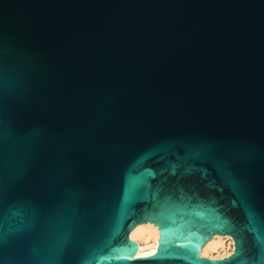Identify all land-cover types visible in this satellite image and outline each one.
<instances>
[{
	"label": "water",
	"instance_id": "water-1",
	"mask_svg": "<svg viewBox=\"0 0 264 264\" xmlns=\"http://www.w3.org/2000/svg\"><path fill=\"white\" fill-rule=\"evenodd\" d=\"M0 264H264V0H0Z\"/></svg>",
	"mask_w": 264,
	"mask_h": 264
},
{
	"label": "bare ground",
	"instance_id": "bare-ground-1",
	"mask_svg": "<svg viewBox=\"0 0 264 264\" xmlns=\"http://www.w3.org/2000/svg\"><path fill=\"white\" fill-rule=\"evenodd\" d=\"M129 239L137 244V250L134 254L135 257L150 256L155 253L156 245L159 239V233L156 226L151 223H145L137 225L129 233ZM230 240V250L225 252V256H229L230 252L233 251V241L229 236L215 235L208 240L200 249L199 254L201 257L208 256L209 254L219 253L224 248L223 240ZM232 253V252H231ZM208 258V257H206ZM211 259V258H208ZM222 259V258H220ZM217 260V259H211Z\"/></svg>",
	"mask_w": 264,
	"mask_h": 264
},
{
	"label": "rangeland",
	"instance_id": "rangeland-1",
	"mask_svg": "<svg viewBox=\"0 0 264 264\" xmlns=\"http://www.w3.org/2000/svg\"><path fill=\"white\" fill-rule=\"evenodd\" d=\"M223 246H224V248L221 250V252H219V253H213V254L211 253V254H209L208 256H205V257H208V258H211V259H220V258L226 257L225 256L226 255L225 252H229L230 246H231L230 240L224 239L223 240ZM231 252H230V254H231Z\"/></svg>",
	"mask_w": 264,
	"mask_h": 264
}]
</instances>
